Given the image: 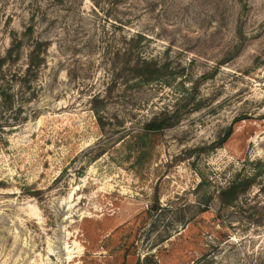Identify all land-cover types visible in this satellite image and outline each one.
Returning <instances> with one entry per match:
<instances>
[{"label":"rangeland","instance_id":"rangeland-1","mask_svg":"<svg viewBox=\"0 0 264 264\" xmlns=\"http://www.w3.org/2000/svg\"><path fill=\"white\" fill-rule=\"evenodd\" d=\"M2 89L0 264H264V0H0Z\"/></svg>","mask_w":264,"mask_h":264},{"label":"trees","instance_id":"trees-1","mask_svg":"<svg viewBox=\"0 0 264 264\" xmlns=\"http://www.w3.org/2000/svg\"><path fill=\"white\" fill-rule=\"evenodd\" d=\"M18 41L19 40L17 39L15 40V42ZM19 44L20 42L13 44V46L7 50V54L3 58L9 60V62L15 60L19 50ZM34 53H35L34 50H32L30 53L29 58L31 59V61L28 65L29 67L30 65L32 66L35 65L33 61ZM156 65L157 63L155 61H153L152 59L148 60L146 58L137 59L133 63V67H135V69L139 71V73L137 74H139V76L142 77L143 81H151L154 78V76H156L155 72L158 70ZM19 75L20 74L15 75L13 73L11 80H13L14 76L17 77ZM0 97L3 102L11 105V99H12L11 91H7V89L0 90ZM95 111L99 124L102 126L103 119L100 116L98 109H95ZM177 112H178L177 109L171 110L169 108H164L162 111L155 114L148 122L145 123L144 132L148 133L151 131L161 130L163 128L172 126L176 120L175 117ZM0 130H3L2 125H0ZM232 132H233L232 129L228 130L225 133L224 138L228 139L232 134ZM256 175L257 173L255 175H249L245 177H240L236 175L228 183H226V185L220 186L217 193V198L220 201V203H222V205L224 206H234L233 204L236 203L241 198L242 195L248 193L251 187L255 184L254 182ZM200 204H205V202L202 201V203L200 202Z\"/></svg>","mask_w":264,"mask_h":264}]
</instances>
